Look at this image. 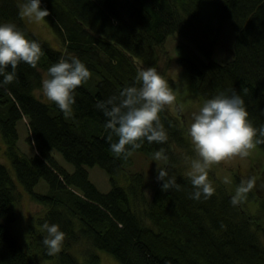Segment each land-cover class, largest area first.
Wrapping results in <instances>:
<instances>
[{"label":"trees","instance_id":"trees-1","mask_svg":"<svg viewBox=\"0 0 264 264\" xmlns=\"http://www.w3.org/2000/svg\"><path fill=\"white\" fill-rule=\"evenodd\" d=\"M25 2L0 0V24L14 23L40 44L42 55L35 68L21 62L15 80L0 88V133L19 184L47 209L40 226L57 224L65 233L59 253L48 256L42 247L36 251L40 257L55 258V264H80L73 247L83 239L91 247L86 251L89 264H100L96 250L119 264H264V196L257 200V216L243 207L254 193L235 207L233 194L224 187L213 186L215 192L208 199H191L195 189L179 166L176 149L186 154L192 145L183 122L169 107L160 113L167 141L145 138L127 159L111 151L106 118L96 108L125 86H136L137 69L157 66L155 50L179 34L176 61L201 101L236 91L252 125L264 126V0H222L211 13L210 0H41V8L50 13L46 20L62 37V49L30 34L20 16ZM226 23L234 32L235 46L233 59L221 64L213 56ZM62 56L77 57L91 73L75 90L76 103L67 119L56 104L37 100L33 93L42 89L43 73L47 76L48 68ZM22 116L38 151L32 157L17 148V122ZM117 139L113 136V142ZM256 147L264 154V144ZM51 149L61 153L74 172L61 166ZM160 149L166 156L163 170L176 178L180 189L164 192L163 181H157L148 195L145 173L133 171V155L155 161L153 153ZM87 166L106 173L111 187L107 193L89 179ZM41 180L49 186V195L34 191ZM16 187L0 163V264H42L13 230ZM42 231L46 236L43 227Z\"/></svg>","mask_w":264,"mask_h":264},{"label":"clouds","instance_id":"clouds-1","mask_svg":"<svg viewBox=\"0 0 264 264\" xmlns=\"http://www.w3.org/2000/svg\"><path fill=\"white\" fill-rule=\"evenodd\" d=\"M49 15L48 10L41 8V0H26L20 6V16L36 22L45 20ZM41 55L40 44L27 39L14 23L0 24V88H6L15 80L16 69L21 62L35 68ZM90 77V71L80 59L62 56L48 68L47 77L42 80V93L59 107L67 119L71 117L72 106L76 103L75 90ZM243 93H247L246 88ZM175 102V92L155 67L138 68L136 86H125L118 94L99 101L96 108L106 118V140L115 156L127 159L141 147L145 138L148 142H166L168 136L160 113ZM191 119L188 135L197 158L191 160L186 174L195 189L190 198L198 201L202 196L210 198L215 192L209 181L211 166L237 157H249L257 145L264 144V126L257 129L252 125L245 101L236 91L231 95L222 92L207 99L198 111L192 113ZM113 136L118 138L116 142H113ZM153 158L157 161L166 159L164 149L155 151ZM157 180L163 181L164 192L180 189L176 178H169L167 171L159 167ZM223 182L228 184L230 180L225 177ZM256 185L255 176L242 179L231 204L235 207L242 203ZM261 187L264 188V184ZM42 227L47 235L41 242L47 249V255L55 256L61 250L65 233L57 224L44 223Z\"/></svg>","mask_w":264,"mask_h":264},{"label":"rangeland","instance_id":"rangeland-1","mask_svg":"<svg viewBox=\"0 0 264 264\" xmlns=\"http://www.w3.org/2000/svg\"><path fill=\"white\" fill-rule=\"evenodd\" d=\"M222 0H210V4L207 7V12L211 13L218 4H221ZM23 20L28 27L30 34L38 38L40 41L48 42L53 48L62 49L64 46L62 37L59 36L54 27L46 20L36 22L34 19L28 17H23ZM29 39L28 37H26ZM235 35L228 23L222 25V31L219 35V41L216 46L213 59L221 64H227L233 59V49L235 46L234 41ZM31 40V39H29ZM181 41L179 34L172 35L168 38L164 48L156 51V56L158 59V64L153 66L157 69L158 73L161 74L169 84V87L173 89L176 94V102L169 107L173 116L177 117L183 122V125L188 134V128L192 122L191 115L193 112L198 111L202 106L203 102L195 94L192 84L185 74L184 70L177 64V53L176 44ZM141 69L149 68V66H141ZM44 78L47 76L43 73ZM34 97L37 100L48 102L46 97L42 93V89L34 90ZM181 107L183 110H181ZM18 131V142L17 148L22 155L32 157L38 151L35 150L34 145L31 141L29 125L27 118L23 116L17 122ZM189 141L191 139L188 135ZM192 145V143H191ZM51 154L58 161V163L66 168L69 172H74L75 167L69 163L61 153L54 149L50 150ZM176 153L179 154V166L182 172L187 173L190 169V162L192 159L197 158L194 151L193 145L191 146L190 153H186L182 150H177ZM134 167L133 171H141L145 173L148 191L147 194L151 195L157 184V169L158 167L163 170L164 162L163 160L152 161L147 159L145 155H134ZM0 163L4 165L11 174L12 179L16 183L17 193L19 195L18 201L14 207L17 222L13 226V230L26 249L29 247L35 250L38 259L42 264H55V258L53 261H47L40 257L38 249L44 247L42 244V239L44 238V232L39 224V220L44 218L47 213L46 207L35 202L27 192L19 184L14 168L11 161L6 156V145L3 137L0 133ZM89 179L102 191L108 192L110 190V185L108 183V177L104 171H102L97 166L86 167ZM264 154L257 148L251 152L249 157L245 159H240L239 157L222 162L220 164L212 165L209 169V181L214 187H224L229 194H235V190L238 187L236 185V180L239 178L240 184L242 179L250 178L255 176L257 180L256 187L250 192L254 193L252 200L244 202L243 207L251 216L258 215V203L257 200L259 195L264 196V188L261 187L264 184ZM228 177L230 183L225 184L224 178ZM263 180V181H262ZM38 194L49 195L51 193L49 186L44 180H41L34 190ZM84 240H79V243L73 247V251L79 256H76L80 264H89V254L86 251L91 250L89 245H86ZM264 241V240H263ZM264 243V242H263ZM63 245L61 246V248ZM72 253L74 254V252ZM94 251V250H93ZM100 257V264H119L110 254L96 250L94 251Z\"/></svg>","mask_w":264,"mask_h":264}]
</instances>
